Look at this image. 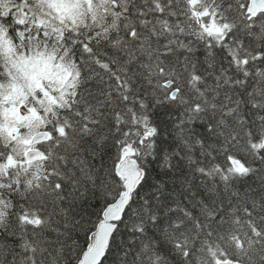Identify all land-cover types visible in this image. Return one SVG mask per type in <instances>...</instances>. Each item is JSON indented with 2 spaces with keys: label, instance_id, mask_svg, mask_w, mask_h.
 Wrapping results in <instances>:
<instances>
[{
  "label": "snow or ice",
  "instance_id": "6c2138e0",
  "mask_svg": "<svg viewBox=\"0 0 264 264\" xmlns=\"http://www.w3.org/2000/svg\"><path fill=\"white\" fill-rule=\"evenodd\" d=\"M109 261L264 264V0H0V264Z\"/></svg>",
  "mask_w": 264,
  "mask_h": 264
},
{
  "label": "trees",
  "instance_id": "16d2710c",
  "mask_svg": "<svg viewBox=\"0 0 264 264\" xmlns=\"http://www.w3.org/2000/svg\"><path fill=\"white\" fill-rule=\"evenodd\" d=\"M93 219H95V217H92ZM109 264H113V262L112 261H109Z\"/></svg>",
  "mask_w": 264,
  "mask_h": 264
}]
</instances>
